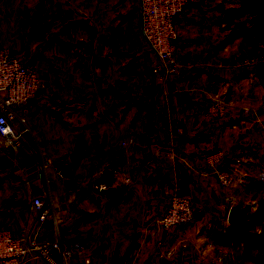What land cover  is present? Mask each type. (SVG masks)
Instances as JSON below:
<instances>
[{
  "label": "crops",
  "instance_id": "crops-1",
  "mask_svg": "<svg viewBox=\"0 0 264 264\" xmlns=\"http://www.w3.org/2000/svg\"><path fill=\"white\" fill-rule=\"evenodd\" d=\"M238 1L191 2L177 19L180 66L165 74L155 70L139 0H0V50L33 64L44 84L20 111L27 129L17 127V161L0 154V226L17 233L39 223L40 197L49 214L34 230L40 241H57L68 264H234L219 239L235 236L223 222L233 192L204 155L222 148L221 168L240 186L248 164L264 158V89L251 72H238L232 42L220 47L226 10ZM208 93L235 95L227 115H206ZM79 138L86 154L74 164ZM123 157L130 169L112 172V185L123 188L113 203L103 172ZM84 161L91 173L76 174ZM68 166L58 176L55 168ZM175 192L191 198L195 216L167 229L159 220ZM224 248L230 254L221 262ZM22 264L51 263L35 255Z\"/></svg>",
  "mask_w": 264,
  "mask_h": 264
},
{
  "label": "built area",
  "instance_id": "built-area-1",
  "mask_svg": "<svg viewBox=\"0 0 264 264\" xmlns=\"http://www.w3.org/2000/svg\"><path fill=\"white\" fill-rule=\"evenodd\" d=\"M141 29L149 47L157 55L156 71L165 74L174 72L180 63L177 58L175 41L178 36L177 19L185 8L194 0H139ZM264 80L258 81L263 83ZM37 68L15 54L10 48L0 50V154H5L12 161H17L18 151L22 146V130L17 129L18 119L26 130V121L20 111L27 112L28 100L38 95L43 87ZM211 103L208 105L206 115L209 117L224 116L229 112V101L208 93ZM244 111H249L245 107ZM23 129V130H24ZM125 144V143H123ZM13 146L15 151L10 153L6 150ZM172 153V152H170ZM158 155H161L158 153ZM168 155V154H167ZM172 156V154H170ZM205 161L212 168L218 182L224 188L231 187L236 181V174L221 168L225 158L222 148L213 150L204 155ZM112 172L126 173L130 169L127 157L119 161L106 162ZM60 177H64L63 169L55 168ZM92 166L88 161L81 163L75 169L76 174H90ZM127 180V176H124ZM104 187L105 185L102 184ZM34 204L39 213L36 225H28L19 232L7 226H0V264H22L24 261L40 255L51 264H68L67 255L59 248L57 241H40L36 234L40 222H43L49 214L40 197L34 198ZM195 216V207L191 198L180 192L171 195L169 202L162 213L159 224L164 228L171 229L178 225L191 223ZM35 229V230H34ZM78 248H84V242L78 244ZM230 251L221 249L219 260L225 261ZM63 262L58 261V257Z\"/></svg>",
  "mask_w": 264,
  "mask_h": 264
},
{
  "label": "rangeland",
  "instance_id": "rangeland-1",
  "mask_svg": "<svg viewBox=\"0 0 264 264\" xmlns=\"http://www.w3.org/2000/svg\"><path fill=\"white\" fill-rule=\"evenodd\" d=\"M234 22L236 21H232V24H234ZM230 27L232 28L233 26L227 24L229 30ZM228 44L223 47H227ZM231 55L232 60L234 59V62L238 64L236 65L237 68H239L238 72H251L255 78L257 77V83L261 84L264 89V81L263 83L258 82L264 79L256 73L257 64L264 60V32L253 35L252 37L240 35L235 38L231 44ZM19 124L24 128V125L18 119L16 122L17 127ZM258 179L260 182L252 183L250 188H245L238 184H233L229 187L233 194L227 200L223 216L224 224H230L228 221L229 209L233 204H238L247 207L246 216L250 220V229L264 232V182H262L260 177ZM225 241L230 244L229 246L233 252L235 264H264V248L262 249L260 257L262 261L257 262L255 261V255L258 252V248L255 243L248 244L246 249H244L246 245L239 236H237L236 240L230 238L229 241H227V239H225Z\"/></svg>",
  "mask_w": 264,
  "mask_h": 264
},
{
  "label": "trees",
  "instance_id": "trees-1",
  "mask_svg": "<svg viewBox=\"0 0 264 264\" xmlns=\"http://www.w3.org/2000/svg\"><path fill=\"white\" fill-rule=\"evenodd\" d=\"M224 19L228 25H232L233 27H230L229 34L221 41L220 47L232 42L240 35L252 37L253 35L261 34L264 32V0H239L237 4L230 6L226 10ZM232 21L236 22L232 24ZM86 148L87 142L83 138H79L76 142L75 149L71 154L74 164H78L80 159L85 156ZM256 158V161L248 164L247 172L243 177L242 184L246 188H250L252 183L260 182L258 179L259 177L262 179V182H264V158ZM70 170L69 166L63 168L64 175L68 176ZM103 173L104 181L107 183V187L103 189V192L106 196L111 198L113 203L120 202L123 198V188L112 185L114 178L110 169H105ZM248 225L250 226V220ZM233 234H235V236H232V234L230 236L228 233L220 235L219 239L225 243H227L225 239L229 241L232 237L233 240H236L238 234L234 230ZM250 243H255L258 248V252L255 255V261H262L260 257L262 249L264 248V239L252 240L248 244ZM246 247L247 245L244 249H246Z\"/></svg>",
  "mask_w": 264,
  "mask_h": 264
},
{
  "label": "water",
  "instance_id": "water-1",
  "mask_svg": "<svg viewBox=\"0 0 264 264\" xmlns=\"http://www.w3.org/2000/svg\"><path fill=\"white\" fill-rule=\"evenodd\" d=\"M256 73L264 79V60L259 62L256 66ZM29 102L35 101L30 98ZM247 207L233 204L228 212V221L234 228L240 238L243 239L244 244L252 240L264 239V232L254 231L249 228V219L246 216Z\"/></svg>",
  "mask_w": 264,
  "mask_h": 264
}]
</instances>
